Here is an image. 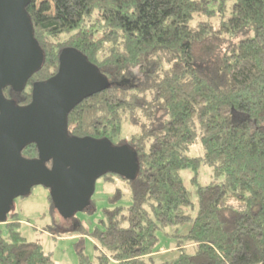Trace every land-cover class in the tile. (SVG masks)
Listing matches in <instances>:
<instances>
[{"label": "trees", "instance_id": "trees-1", "mask_svg": "<svg viewBox=\"0 0 264 264\" xmlns=\"http://www.w3.org/2000/svg\"><path fill=\"white\" fill-rule=\"evenodd\" d=\"M25 8L43 63L21 90L6 86L3 95L27 104L33 83L74 47L108 85L67 113L68 134L136 152L133 179L101 175L127 180L131 201L103 209V227L93 230L106 250L98 260L153 264L157 231L191 220L174 257L160 264H264V0H30ZM20 154L36 157V145ZM202 165L212 178L197 183ZM184 170L196 182L193 217ZM120 196L117 189L113 199ZM48 199L62 231L80 228ZM9 217L0 221V264H53L17 230L12 208Z\"/></svg>", "mask_w": 264, "mask_h": 264}, {"label": "water", "instance_id": "water-1", "mask_svg": "<svg viewBox=\"0 0 264 264\" xmlns=\"http://www.w3.org/2000/svg\"><path fill=\"white\" fill-rule=\"evenodd\" d=\"M29 2L0 0V221L6 220L13 199L33 185L48 187L54 207L70 217L89 204L99 176L112 172L133 179L138 171L131 146L67 132V113L108 85L80 50H61L57 71L33 83L27 104L3 95L6 86L21 90L43 63L25 8ZM28 143L36 145L34 158L20 154Z\"/></svg>", "mask_w": 264, "mask_h": 264}, {"label": "rangeland", "instance_id": "rangeland-1", "mask_svg": "<svg viewBox=\"0 0 264 264\" xmlns=\"http://www.w3.org/2000/svg\"><path fill=\"white\" fill-rule=\"evenodd\" d=\"M245 34L227 36L225 42L237 41ZM123 135H128L124 131ZM115 141V140H114ZM196 147L190 149L191 154H196ZM188 189L191 192V204L186 212L193 217L197 207L196 182H189L191 172L184 170L181 173ZM212 178L210 169L202 165L197 175V183H204ZM222 179V176L218 177ZM119 189L121 196L113 199L115 191ZM129 182L114 174H108L105 178L100 176L95 180L94 192L91 195L89 207L77 211L71 226L80 224V228L62 231L59 215L50 206L48 199L49 188L43 185H33L29 193L18 195L13 199L12 211L16 213L19 224L17 230L29 241L40 244L43 250L49 251L53 264H79L80 258H84L90 264H117L112 259L107 262L98 260L99 253H106L95 237L93 230L96 226L103 227L100 219L103 218V209L112 206L127 207L131 201ZM9 219V213L7 214ZM79 222V223H78ZM191 225V220L180 225L167 226L157 231L158 241L156 251L152 253L153 264H160L164 260L171 259L176 254L174 245L176 240L182 239ZM2 234H6L5 223H0Z\"/></svg>", "mask_w": 264, "mask_h": 264}, {"label": "flooded vegetation", "instance_id": "flooded-vegetation-1", "mask_svg": "<svg viewBox=\"0 0 264 264\" xmlns=\"http://www.w3.org/2000/svg\"><path fill=\"white\" fill-rule=\"evenodd\" d=\"M50 163V162H49Z\"/></svg>", "mask_w": 264, "mask_h": 264}]
</instances>
